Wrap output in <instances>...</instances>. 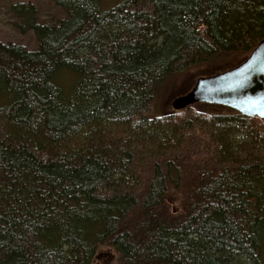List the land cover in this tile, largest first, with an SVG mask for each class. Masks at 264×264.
Wrapping results in <instances>:
<instances>
[{
	"label": "trees",
	"instance_id": "obj_1",
	"mask_svg": "<svg viewBox=\"0 0 264 264\" xmlns=\"http://www.w3.org/2000/svg\"><path fill=\"white\" fill-rule=\"evenodd\" d=\"M43 1L0 41V264H264V120L158 107L264 39V0Z\"/></svg>",
	"mask_w": 264,
	"mask_h": 264
},
{
	"label": "water",
	"instance_id": "obj_2",
	"mask_svg": "<svg viewBox=\"0 0 264 264\" xmlns=\"http://www.w3.org/2000/svg\"><path fill=\"white\" fill-rule=\"evenodd\" d=\"M197 103L228 107L264 120V39L236 66L198 77L172 101L171 109L178 111Z\"/></svg>",
	"mask_w": 264,
	"mask_h": 264
},
{
	"label": "rangeland",
	"instance_id": "obj_3",
	"mask_svg": "<svg viewBox=\"0 0 264 264\" xmlns=\"http://www.w3.org/2000/svg\"><path fill=\"white\" fill-rule=\"evenodd\" d=\"M16 1H24L25 3H33L36 10V20L39 23L57 21L58 19L64 17V12L57 7H55L50 1L43 0H0V41L7 42L13 41L22 43L29 47L35 45L34 37L32 31H28L25 34H21L17 28L18 19L12 13L10 5ZM212 71L208 68H200L193 72L184 74L179 83L174 89V95L170 99L166 100L168 104L166 106L161 104L158 106L161 112L164 108L165 112H169L171 109L172 101L180 95V93L186 92L191 86H193L196 79L202 75H210ZM158 113V112H157ZM107 264V263H106ZM111 264V263H110Z\"/></svg>",
	"mask_w": 264,
	"mask_h": 264
}]
</instances>
